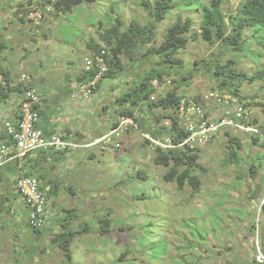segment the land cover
Returning <instances> with one entry per match:
<instances>
[{
    "label": "rangeland",
    "instance_id": "obj_1",
    "mask_svg": "<svg viewBox=\"0 0 264 264\" xmlns=\"http://www.w3.org/2000/svg\"><path fill=\"white\" fill-rule=\"evenodd\" d=\"M183 1L182 7L172 10L158 27L153 46L162 44L167 29L179 17L190 19L193 23L192 35L199 34L201 12L198 4L208 5L210 0ZM189 1H193L192 6H186ZM27 3V0H0V32L8 42L1 58L5 65L3 68L12 73L14 86L21 79V73L35 79L40 92L56 91L57 88L59 91V87L67 88L69 85L66 99L54 95L55 100L62 98L57 108L60 111L71 110L64 114V118L69 116L71 124L76 122L77 114H84L76 123L84 124L81 129L86 134L99 136L106 133L111 126L110 120L129 110L133 114L126 113L127 118L131 120L133 117L135 123L143 124L141 129L159 128L162 132L163 127L167 130V111L147 113L135 105L119 106L116 102L126 92L136 88L131 76L135 73L144 75V71H150L154 66V62L147 57L140 60L144 67L133 68L127 63L126 73L118 72L113 78L103 77V83L101 80L98 91L89 101H82L84 103L77 106V102L70 97L72 88L87 77L86 70L96 57L90 49V42L101 43L97 31L109 29L117 20L122 22L123 29L129 28L133 21L148 23L150 14L143 6V0H94L78 6L67 15L53 14L40 24H31L28 19L18 22V10L22 11ZM238 3V0H223L221 8L227 22L230 21L229 14L236 13ZM256 30L248 29L243 50L229 52L221 62L227 65L229 60H235L239 71L248 72L250 76L264 67V31ZM214 46L200 37L196 42L189 43L179 55L184 62L183 70L187 76L190 75L176 89L181 96H199L218 88V82L212 78L210 71L207 67L203 68V64L210 62H205L210 55L216 54L212 58L217 61L220 49ZM174 72L167 77L176 75ZM249 85L243 81L239 87L243 99L248 103L264 104V83ZM6 108L0 104V123L8 119L3 112ZM261 109L257 106L250 109L254 120H259V129L261 124L264 125ZM157 114L161 117H154ZM43 117L41 129L49 125L50 114L45 112ZM223 132L231 133L241 145L237 146L236 141L231 145L228 134L221 133L205 146L199 154V163L205 171L195 173L201 179V185L196 190L188 185L180 190L177 181H166L170 167L156 164L157 149L152 148L151 141H145V136L137 129L123 133L112 144L93 147L90 153L85 154V163L79 160L73 166L79 169L77 173H81L82 179L67 183L69 178L64 168L68 167V163L63 159L49 167L43 165L44 170L49 168L55 177L58 176L56 181L60 177L67 180L62 181V186L57 184V191L50 193L52 196L42 184V191L48 199L51 198L49 219L44 229H37L28 223L25 206L19 208L22 214L25 213L19 220L9 210L3 212L0 262L14 264L18 255L20 262L17 264H194L198 257H202L201 264H253V245L257 235L264 247V234H260L264 231V208L260 207V202L264 201V161L261 159L264 157V137L256 146L250 133L228 128ZM231 146H241L237 155L240 161L228 167L225 159ZM90 154L95 158L89 159ZM251 162L257 166L253 176L246 173L250 171ZM71 184L75 190L70 189ZM253 192L257 194L255 199ZM249 197L254 199L253 203L247 199ZM50 201L54 202L52 208ZM71 210L73 212L69 213ZM101 221H106V224L111 222V226L107 225L110 232L106 235L99 233ZM59 222L61 227L57 228ZM64 226L78 232L69 250L71 259L58 244L52 242L58 237L57 233L66 231ZM87 228L89 232H83ZM42 246L45 253L39 250ZM11 250H16V254L11 255ZM118 259L121 261L117 262Z\"/></svg>",
    "mask_w": 264,
    "mask_h": 264
},
{
    "label": "trees",
    "instance_id": "obj_2",
    "mask_svg": "<svg viewBox=\"0 0 264 264\" xmlns=\"http://www.w3.org/2000/svg\"><path fill=\"white\" fill-rule=\"evenodd\" d=\"M91 1L93 2L94 0H55L53 3L50 2L54 9L51 16H53V14L55 16L67 15L72 13L78 6L87 2L91 3ZM238 1L239 3L236 13L233 14L232 12L228 16V19H230L229 22L226 21L227 16L221 8L223 0H210L208 5L198 4L201 12L199 34L195 33L192 35L193 23L190 19L184 20L182 17H179L176 23L167 29L164 40L159 47L153 46L156 40L158 27L167 19L172 10H175L177 7H182V4L184 3L183 0H154L153 4L149 1L143 0V6L150 14V20L148 23L133 21L129 28L123 29L122 22L117 20L116 24L109 29L104 31L101 28L98 30L97 33L101 43L94 41L90 42V49L93 50L95 54H99L102 49L107 50L110 65V72L107 74V77H116L118 72L126 73L127 70L125 67L127 63L135 68L142 66L140 60H143L146 57L149 61L154 62V66H152L151 70L144 71V75H141V73H135V75L130 77L135 81L136 88L130 93L126 92L116 101L117 104H119V106H126L128 104L130 106L135 105L138 108H141V110L144 109L143 107H147L146 111L149 113H153L157 110L163 111L167 108L178 105L181 97L175 90L169 92L164 97L158 98V100L154 102H149L152 94L150 82L155 78L164 80L167 76L172 75L173 70L175 71L174 73L177 75L176 79L179 82L187 79L188 76L190 78V75L187 76V73L183 70L184 62L179 55L188 48L189 43L196 42L200 37L204 41L209 42L215 45L214 47H219L220 49L217 61L212 58L216 54H212L207 60H205V62L208 60L210 62L205 65L203 64V68L207 67L212 78L218 82L219 88L223 89L226 87L227 90L238 95L240 93L239 87L243 81L249 83V86L256 82L264 83V67L255 71L253 76H250L248 72L239 71L235 60H229L227 65H224L223 62H221L229 52L235 53L243 50L244 36L248 29L256 30V28H261L256 31H264V0ZM186 4V6H192L193 1H189ZM28 7L29 6H24L22 11L18 10L19 13H17V16L20 18L18 22L25 21V16L30 10ZM30 23L32 24V22ZM102 43L104 46L101 47ZM260 43L262 42L260 41ZM6 48H8L6 39H4V35L0 32V103H5L13 96L21 95L23 92V88L20 85L17 84V86H14V81L11 79L12 73L9 69L5 70L3 68L5 65L1 56ZM154 58H157L159 62ZM211 62L214 63V66ZM133 64H136L137 66H133ZM196 65H198V62H196ZM233 81H235V83H233ZM250 106L261 107L263 108L264 113V104H254V106L250 104ZM124 113V111L121 112V114ZM126 113L128 115L133 114L131 110ZM154 117L159 118L161 116L160 114H157ZM258 121L259 120L255 118V120L251 122L252 126L258 127ZM260 131L264 133L263 124L260 125ZM155 133L156 131L154 134ZM167 134L169 137H173V141L176 143L184 137V134L179 132L177 128H170L167 131ZM227 136L230 138L231 145H234V141H236L235 143L237 146L241 145L239 140L234 138L235 136H232L230 133H228ZM0 137H5V133L0 131ZM251 137L253 144L257 146L261 140V133H251ZM230 149L231 151L228 153L227 159H225V163L228 167L229 164L240 161V158L237 155L239 154L241 146L239 148L231 146ZM199 159L200 157L197 150L188 151L182 149H169L166 151L157 150L155 161L157 165L170 167L165 177L166 181H177L180 190L186 185L196 190V188L201 185V179L199 175H195V173L199 170L205 171L200 165ZM261 159L264 161V157ZM85 160L86 158L83 159L81 163H85ZM251 164L250 171L246 172L249 176H253L257 169L255 162H251ZM26 167L29 170V176H36L37 164L33 158L28 159ZM180 168L183 169L182 172L179 171ZM4 170H8L9 172L5 175L3 174ZM15 170L16 172L18 171L17 174H15ZM20 174V170L16 165H13V163L12 165L9 163L0 170V182L2 183H0L2 187V189H0V205L3 201L6 203L5 198H8V194L12 195L14 192L16 193L13 187ZM14 175L17 176L15 177ZM37 178L41 182L43 176ZM6 179L8 180L4 182ZM3 187L7 190L11 187V192L9 193ZM53 191H55V189ZM4 193L7 195L3 196ZM16 195L19 196L17 193L14 196ZM71 212L73 211H69V213ZM106 223V221L100 222L99 233L102 235H106L110 232V229H107V225L111 226V223ZM65 228L66 227L64 226V230ZM83 232H89V229L87 228ZM77 234L78 232L66 228V231L59 233L58 237L54 238L52 242L58 244V247L69 256V259H71L72 256H70L69 250L71 243ZM43 247L44 246L40 247L39 250L42 249L41 252L45 253ZM44 261L47 262V260ZM17 262H20L18 255L14 264H17ZM0 264L4 263L0 262Z\"/></svg>",
    "mask_w": 264,
    "mask_h": 264
},
{
    "label": "built area",
    "instance_id": "obj_3",
    "mask_svg": "<svg viewBox=\"0 0 264 264\" xmlns=\"http://www.w3.org/2000/svg\"><path fill=\"white\" fill-rule=\"evenodd\" d=\"M30 1L36 3V7L29 13L28 19L34 22L42 21L45 16L43 6L37 4L38 0ZM47 10L51 11V8L48 7ZM93 69H95L96 73L92 80L85 81L75 86L74 89L72 88L70 94L72 100L82 102L91 99L97 84L108 71L106 51H102L101 54L93 58L86 71L91 72ZM20 82L24 88L21 119L18 121L17 126L11 123L6 124L5 131L8 138L0 141V169L8 163L16 161L19 168L23 170L28 156L38 151L51 149L65 151L70 148L81 147L78 144L66 141L64 137L58 134L51 137L44 134L40 127L42 120L40 107L43 104L44 98L37 88L36 80L27 74L21 73ZM166 83L154 80L152 84L156 89L162 91L167 88V85L171 84L169 80ZM205 100L204 103L207 106L211 100L226 105L229 103L227 100L224 101L219 97L212 99L207 96ZM233 103L236 105L237 101L233 99ZM236 108L241 112L240 107L236 106ZM230 117L231 114L229 112H224L221 115L218 111H211L193 101L191 103L183 102L179 109L178 123L188 133V138L181 146L188 145L191 148L203 146L209 143L220 129H226L230 126L243 128L230 120ZM132 124H134L133 121L129 119H120L118 127L112 131L111 135H120ZM108 141H110L109 138ZM155 143L163 146L160 144V141H155ZM168 144H172V142L168 140ZM17 188L29 209L30 224L37 229H42L47 221V213L46 198L39 191V182L34 177L24 174L19 178Z\"/></svg>",
    "mask_w": 264,
    "mask_h": 264
},
{
    "label": "clouds",
    "instance_id": "obj_4",
    "mask_svg": "<svg viewBox=\"0 0 264 264\" xmlns=\"http://www.w3.org/2000/svg\"><path fill=\"white\" fill-rule=\"evenodd\" d=\"M27 1H28L27 6H29L28 9H30V10L28 11L27 15L25 16V19H28L29 13L34 10V8L32 7L31 4L36 5V3H34L32 1H30V0H27ZM54 1L55 0H45L44 2H42V0H38L37 4H39V5L41 4V6H43V10H44V13H45L44 19L42 21H44L47 17L51 16V14L53 13L54 9H53V5H51V3H53ZM48 7L51 8V11H48L47 10ZM28 20L30 22H32V24H40V22H42V21H40V22H34L33 20H30V19H28ZM5 39H7V38L5 37ZM6 43L8 45V42L7 41H6ZM102 51H106L107 52L106 49H102L101 52ZM101 52L99 54H101ZM99 54H95V55L97 56ZM107 62H108V71L106 72V74L103 77L107 76V74L110 72V65H109L108 53H107ZM95 73H96L95 69H93L91 72H87V77L85 79L83 78L84 80L80 81L78 84L83 83L85 81L92 80L93 77L95 76ZM101 80H102V83H103V79H101ZM154 80H158L161 83H166V81L169 80L171 82V84L170 85H167V88L165 90L160 91V90L156 89L153 86L152 83H153ZM99 83L101 84V81ZM179 83L180 82L176 78H174V77H166L164 80H159V79H156V78L155 79H152L151 82H150L151 88H152V94H151V97L149 99V102H151V101L154 102V101L158 100V98H161V97L166 96L169 92H171L173 90H175L177 92L176 89L180 85ZM18 84L23 88V84L20 82V78L18 80ZM98 84H97V87H96V89H95L94 94L92 95V97L98 91ZM100 84H99V86H100ZM177 93H179V92H177ZM40 94L44 98V101H46L47 97L42 92H40ZM179 96L181 97V99L179 101V104L176 105L175 107H170V108H167L165 110L168 113V118H167V121H166V124H165V126L167 127L166 128L167 130H165L162 127V129H163L162 132L159 130V128H152L149 131H147L146 129H141V127H143V124L141 126L138 125L137 122L135 123V120L136 119L132 117L131 121H133L134 124L129 125L128 128L124 132H122L120 135H111L112 131H114L118 127L120 119H122V118L128 119L127 118V116H128L127 114H125V113L124 114H121L120 113L117 118L110 120V122H111V126H110L111 128H110V130L106 134H104L105 136H103L99 140H96V141H93V142H85V143L82 142L81 143V142H79L77 140L68 139L64 135L63 137H64V139H66V141H69V142L78 144L81 147H79V148H70L69 150H65V151H56L54 149H51V150H46V151H38V152H35V153H33V154H31V155L28 156V158H27V160L25 162V165H24V169L23 170H21L19 168V165H18V163L16 161L10 162L11 165H12V163L15 164V165L17 164V168L21 172V174L16 179L17 181L15 182L14 187H13V189H15L16 193L19 194V196H18L19 202L22 203V205L27 208V205H26L25 201L23 200V197H22L21 193L19 192V190L17 188L18 180H19V178L22 175H24V174H27L28 175L29 174V170L26 167V164L28 162V159L29 158H33V160H35L36 163H37V159L39 158V156L41 154H49L51 156H55L56 154H59V153H71L73 151H77V150H80V149L90 150V149H92L93 147H96V146L109 145V144H112L117 139H119L123 135V133L129 132L130 130H133V129L140 130L142 132V135L145 136L144 140L147 141V142L151 141V143H149V144L154 149L161 150V151H166V150H169V149H182V150H188V151H196L197 150V153L200 154V152H201L200 150H202L205 146H207L211 142H213L215 140V138L218 137L219 134H221V133L228 134V132H223L224 129H220L213 136V138L211 139V141L209 143L203 145V146L194 147V148H191L188 145L181 146L184 143V141H186V139L188 138V133L184 130V128H181V125H179V123H178V120H179V109L181 108L183 102H185V103H191L193 101V102H195V103H197L199 105H203L205 108H207L209 110L213 109L212 111H218L219 114H221V115L224 112H229L231 114L230 120L234 121L236 124L242 126L243 128L241 130H239L240 128H238V127L230 126V127H227L228 129L242 131L244 133H250V134L251 133H261V137H264V133L261 132L258 127H254L251 124V122L254 121V115L251 113V110L250 109L252 108V106H250V104L254 106L255 103H248L246 101V99H243V97H242V95L240 93L238 95H236V94H234V92H231V91L227 90V88L226 89L219 88V85H218V88H212V90L207 91V92H204V93H202L199 96L185 97V96H181V94H179ZM207 96L211 97L212 99H215L216 97H219V98L223 99L224 101L227 100L229 103L226 105V104H221V103H218V102H216L214 100H211V101H209V104L207 106L204 103V101H206L205 98ZM18 97H20L19 102L17 100ZM233 99H235L237 101V104L236 105L233 103ZM44 101H43V104L41 105V107L44 106V103H45ZM23 102H24V93L22 92L21 95L13 96L10 100H7L5 103L4 102L3 103H0V104H3L4 106L7 107L6 109H3V112L5 113V117H8V119H6V120H4V121H2L0 123L1 124L0 131L5 133V137H0V141L5 140L6 138H8V136L6 134V131H5V128H6V124L7 123H11L14 126H17L18 121L21 119V108H22ZM77 103L78 104H83L84 102H77ZM236 106H238V107L241 108V112H239L237 110ZM41 107H40V113H41V118H42ZM143 108L145 110L147 109V107H143ZM4 110H8V111H4ZM234 110H236V111L234 112ZM12 112H14L15 115H13ZM146 112L148 113V111H146ZM239 113H241V115L238 116ZM262 113H263V108L261 109V114ZM144 114H146V113H144ZM41 125H42V120H41ZM170 128H177L179 130V132H182L184 134V137L181 138L179 142H177V143L174 142L173 141V137H169V135L167 134V131ZM155 131H156V133L154 134ZM54 135H56V134H54ZM108 138L110 139V141H108ZM168 140H170L172 142V144H168ZM155 141H160L161 142L160 144H162L163 146L157 145L155 143ZM14 162H16V163H14ZM7 165H5V166H7ZM31 177H34L35 179H37V181L39 182V191L46 198V213H47V220H48L49 219V216H48V214H49L48 205H49L50 198L48 199L47 196H46V194L42 191L41 182L37 178L39 176L36 174V176H31ZM57 184H61V183L59 181H57L56 182V185H54L52 187V190L49 191L48 195H51L50 193L53 192L54 189H55L54 192L57 191V187H56ZM70 186L73 188V189L70 188L71 190H75L74 187L72 186V184ZM43 189H45V188H43ZM253 194H254V192H253ZM252 196L255 199L257 197V194H254ZM247 199L250 200L251 203L254 202V199H252V197H249ZM257 201L259 202V199L258 198H257ZM255 204L259 205V203H257L256 201H255ZM260 204H261L260 207H263L264 208V201H261ZM50 205H51V201H50ZM53 206H54V202L52 203V206L51 207H53ZM26 211H27V220H28V223H30L29 222V209L27 208ZM11 213H14L16 215V217L19 218V214H18L19 212H18V210L15 211V209H13V210H11ZM59 224H58L59 226L57 228H60L61 227V223L60 222H59ZM44 228H45V226L42 229H44ZM251 228H252V226L249 227V229H251ZM42 229H40V230H42ZM61 232H62V230H61ZM57 234H59V233H57ZM247 234H249V233H247ZM260 234H264V231H261ZM255 240H254V245H253V247H254L253 248L254 256L252 257L253 258L252 259L253 260V264H264V247H262V244L260 243V239L258 238V235H257V238L255 237ZM201 258L202 257L196 258L194 264H201ZM120 261H121L120 259L117 260V262H120Z\"/></svg>",
    "mask_w": 264,
    "mask_h": 264
},
{
    "label": "crops",
    "instance_id": "obj_5",
    "mask_svg": "<svg viewBox=\"0 0 264 264\" xmlns=\"http://www.w3.org/2000/svg\"><path fill=\"white\" fill-rule=\"evenodd\" d=\"M68 86L69 85H67V88L64 86L59 87V91L57 90L58 89L57 88L56 91H52L49 89L46 92H42L47 97V99L44 103V106L41 107V112H42V125L41 126H43V119L45 118V117H43L44 113L48 112L50 114L49 121L47 122L49 125L46 128L43 127L42 131L48 137H50L54 134L60 133V134H64L68 139L77 140L81 143L82 142H84V143L85 142H93V141L99 140L100 138L105 136L104 134H106L110 129L106 133L101 134L99 136H94L93 133H88V132L86 134V131H84V129H81V127L84 124H77L76 123L78 121V119H81V117L82 118L84 117V114H77L76 122L71 124V121H68L69 116L67 118H64L65 112H67V111L69 112L71 110L69 109V110H65V111H60V109L57 108V105H58L59 101L60 102L62 101V98L55 100L54 95L56 98H59V96H62V97L64 96V99H66L65 94L68 93L67 92V90L69 88ZM19 99H20V97H18V99H17L18 102H19ZM67 104H69V103L67 102ZM75 104L77 106L80 105L78 103H75ZM64 106H65V104H64ZM4 111H8V110H4ZM99 112H101V109L99 110ZM12 114L15 115L14 112H12ZM88 116L90 117V114ZM44 123H46V122H44ZM89 123H90V121H89ZM90 150L80 149L77 151H73L71 153H59V154H56L55 156H51L49 154H41L39 156V158L37 159V163H36L37 164L36 174L38 176H43V179L41 180V185L43 184L44 185L43 187L48 189V191L52 190V187L54 185H56L57 178L55 176L53 178V173L50 172L51 169L48 168L47 170H44L43 165H46V166H48L50 164L53 165L54 162H58L62 159H63V162L68 163V167L64 168V173L69 178V181L67 180V178H61V177L58 178V181L61 183V186L63 185L62 181L67 180V183L68 182L71 183V182H73L72 180H74V179H81L82 178L81 173L80 172L77 173L78 169L73 168V166H76V163H78L79 160L81 161V160L85 159L84 155L87 153H90ZM73 154H77V156L72 157ZM93 158H95V156L90 154L89 159H93ZM8 172H9L8 170H4L3 174L6 175ZM14 176L16 177L17 175H14ZM8 177H10V176H8ZM7 180L8 179L4 180V182H6ZM49 181H51V182H49ZM5 190H7V189H5ZM10 190H11V187L7 191L10 193L11 192ZM5 195H7V194L4 193L3 196H5ZM7 196H8V198H5L6 203H4V201H3V203L0 205V229L3 228V224H4L3 223V219H4L3 212L5 210H9L10 213H11V210H13V209H15V211L18 210V212H19L18 213L19 218L17 217L18 220L21 219L23 217V215L25 214V213L22 214V212H20V210H19V208L22 207L23 205H22V203L19 202L18 196L16 195L17 196L16 197V196H12L9 194ZM50 200H51V198H50ZM52 203H53V201H51V206H52ZM25 212H27V211H25ZM16 224H17V222H16ZM21 238H24V237H21ZM10 253L16 254L15 250H11Z\"/></svg>",
    "mask_w": 264,
    "mask_h": 264
}]
</instances>
